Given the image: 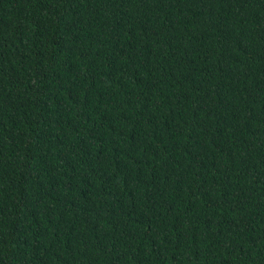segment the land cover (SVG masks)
Segmentation results:
<instances>
[{
	"label": "trees",
	"instance_id": "16d2710c",
	"mask_svg": "<svg viewBox=\"0 0 264 264\" xmlns=\"http://www.w3.org/2000/svg\"><path fill=\"white\" fill-rule=\"evenodd\" d=\"M0 264H264V0H0Z\"/></svg>",
	"mask_w": 264,
	"mask_h": 264
}]
</instances>
